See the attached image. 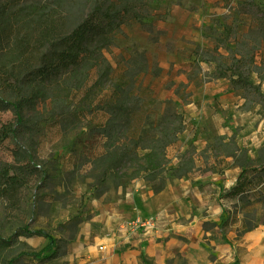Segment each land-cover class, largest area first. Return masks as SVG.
I'll use <instances>...</instances> for the list:
<instances>
[{
    "label": "rangeland",
    "instance_id": "obj_1",
    "mask_svg": "<svg viewBox=\"0 0 264 264\" xmlns=\"http://www.w3.org/2000/svg\"><path fill=\"white\" fill-rule=\"evenodd\" d=\"M3 1H10L14 6L13 11L21 10L32 2L43 5L46 8L45 15H53L56 11H60L62 28L67 32L86 15L94 0H0V2ZM248 1L250 0H218L214 4L215 7L217 6L216 8L203 13H194L200 6H204L203 0H147L150 9L156 11L154 14L157 20L156 24L149 22L151 18L148 20L143 18L124 26L114 36L112 45L104 51L112 66V71L104 84L94 88L90 96L86 98L83 104L85 108L82 112L76 116L71 111L68 112L69 109L74 108L75 103H72L71 108H67L69 101L65 97V92H62L61 98H59L60 94L56 98H52V95L49 94L44 100L24 108L28 129L11 136L0 144V165L23 163L29 159L37 166L38 172L30 178L28 186L17 190L11 196L5 195L0 183V238H11L13 241L9 248L0 251V264H8V261L16 257L20 251L29 249L40 251L49 242V238L45 236H20L16 239L14 234L24 226L49 235L52 244H55L59 239H66V244H63L62 254L53 259L41 260L24 256L15 260V264H68V250L78 237L80 224L85 220L82 218L88 212L87 199L90 196L97 198V195H100L101 198L98 199L103 201L108 196L111 197L112 193V191L97 193L93 188H90L94 182L91 177L94 173L91 161L102 153L104 138L94 130H90L89 127L102 121L105 114L100 110H93L91 113L86 107L89 105L93 108L96 104L104 103L105 100L113 96L116 84L123 86L125 92L136 97L139 105L130 115L131 128L129 136L126 138L127 141H132L140 133L141 128L146 126V122L160 119L168 105L181 113L184 119L183 108L192 100L190 85L201 87L204 95L207 96L212 88H208L206 83L217 80L210 76L214 70V64L199 63L195 58L201 56L205 49L212 50L216 39L226 35V33L223 34L224 28H235L242 32L249 26L257 25L259 11L256 7L259 5L264 9V0H252L253 5H248ZM175 3L185 4L190 11L180 9ZM190 16L201 20L200 29L207 41H191L190 45L186 47H177L175 43L178 37L172 23L174 20L183 18L190 21ZM195 27L197 26L193 25L191 29L196 30ZM37 37V24L33 19H29L26 24L15 25L8 32L7 39L0 44V69H2L0 77L10 78L12 72L20 69L25 71L36 64L35 58L44 49L36 42ZM219 51L225 53L224 48ZM259 60L260 56L257 57L258 62ZM9 81L12 82V79ZM219 83L221 86L218 87L219 90L225 83L228 84L227 89H230L228 81L221 79ZM59 89L60 86L55 87L51 89V92ZM224 89L226 92V88ZM82 94L83 91L78 94V98ZM0 96L13 100L15 93L3 85L1 87L0 84ZM214 96L218 99L219 92H215ZM78 98H75L74 101H77ZM226 98L233 97L229 95ZM241 101L243 102L242 99ZM196 104L198 107L201 105L200 102ZM256 107L259 109V106ZM238 109H240L239 106ZM221 113L224 116V124L229 127L226 133L210 134L207 125L200 120L196 123H185L192 138L187 140L189 131L184 130L179 134L178 140L168 146L166 151L167 166L174 169L168 172L167 183L168 181H192L198 186H202V181H219V173H215L209 168L214 160V156L210 154L211 150L203 153L207 147L208 139L214 136H233L237 145L247 151V156L250 159L258 157L260 148L264 144L257 148L256 156H250L248 148L245 144L240 143V140L243 142L251 131L248 128L244 129V126H232V119L226 111L221 110ZM11 120V111L0 110V125ZM199 133L200 137H194ZM257 136L260 137L259 133ZM191 142L196 148L195 153H189L178 159V156L189 147ZM19 149L27 153L26 159L18 160L15 153ZM213 153L221 155L222 150L216 149ZM190 157L194 159L193 163L185 162ZM226 159L227 168L223 174L219 175H224L231 167L236 168L237 171L240 170L234 164L233 158L227 157ZM179 163L184 164V167L191 172L183 171L179 176H175L174 173ZM250 163H254V161ZM225 179L230 181L228 176ZM132 181L145 180L136 178ZM147 184L150 186L149 183ZM98 188L104 189L105 186L98 185ZM225 189L221 186L218 194ZM214 197L217 198L215 195ZM217 203L222 210L223 208L229 209L234 205L226 199ZM200 211H205L204 206L200 207ZM150 216L134 218L129 224L132 227L145 230L154 228L157 222L154 216L152 217H154L155 224L151 227L134 224L136 219L144 220ZM87 217L89 218V214ZM225 217L226 214L223 211L221 221ZM77 218L82 219L78 224L77 234L73 228L62 232L63 228L59 227L60 224ZM239 224V222H234L226 228L220 227L218 224V229L214 228L215 224H213L208 233L202 236L200 243L209 252V259L213 260L216 258L217 252L221 251L216 243L228 244L224 237L231 240L227 236L228 230H234L235 237H241L246 233L240 236L236 234L235 229ZM92 227L95 226L92 225ZM19 241L26 245L20 244ZM236 253L240 256V249L233 252L234 258ZM223 258L226 257L223 256ZM176 264H186V261L182 257H177Z\"/></svg>",
    "mask_w": 264,
    "mask_h": 264
},
{
    "label": "trees",
    "instance_id": "obj_2",
    "mask_svg": "<svg viewBox=\"0 0 264 264\" xmlns=\"http://www.w3.org/2000/svg\"><path fill=\"white\" fill-rule=\"evenodd\" d=\"M253 4L252 0L248 1V5ZM13 7L10 1L0 2V44L7 39L8 32L15 25H23L33 19L38 29L36 42L44 49L39 52L35 58L36 64L31 68L14 71L10 78L0 77L1 87L3 85L15 93L13 100L0 96V110L12 112V120L0 125V144L28 129L24 108L44 100L49 94L52 98L60 94L61 98L62 92H65L69 101L67 108L75 103L74 108L68 112L71 111L75 116L82 112L86 98L94 88L104 84L112 71L104 51L112 45L114 36L124 26L143 18L148 20L152 16L147 0H94L86 15L66 32L62 28L60 11L45 15L46 8L38 2L27 4L21 10L13 11ZM256 9L259 16L255 27L249 26L242 32L235 28H224L223 34L226 35L216 39L212 50L205 49L195 60L214 64L211 78L228 81L229 88L243 100L239 105L240 109L252 111L259 106L258 113L263 116L264 9L259 5ZM221 48H224L225 53L219 51ZM58 86L60 91L51 92V89ZM81 91L83 94L78 98ZM124 92L123 86L116 84L111 98L93 108L89 105L86 107L91 113L93 110H100L105 114L102 121L89 127L104 138L102 153L91 161L94 172L91 177L94 182L90 188L97 193L111 192L119 188L124 192L132 180L142 178L150 184L154 193L160 192L166 187L168 172L174 169L167 166V148L178 140L179 134L187 126L182 114L168 105L160 119L146 122L140 133L132 141H127L131 128L130 115L139 105L136 97ZM121 93L124 94L120 95ZM75 98H78L77 101H74ZM208 140L203 153L211 150L214 160L209 168L213 172L223 174L228 165L227 157L233 158L234 164L240 168L236 183L229 189L221 190L216 198L218 202L226 199L234 203L229 209L223 208L226 217L219 226L226 228L239 222L235 231L240 236L264 224V145L260 148L258 157L252 160L247 156V151L237 145L233 136L219 135ZM195 149L191 142L178 159L195 153ZM216 149H221L222 154L213 153ZM15 154L19 161L27 158V153L23 150L19 149ZM186 161L193 163L194 159L190 157ZM253 161L254 163H250ZM175 171V176L183 171L191 172L182 163H179ZM37 172V166L29 159L23 163L0 165L2 191L11 196L17 190L28 186L30 178ZM98 185H104L105 188L99 189ZM199 188L201 190L202 186L199 185ZM97 198L101 196L97 195ZM109 198L110 196L103 201ZM80 220L81 218L70 220L59 227L63 228L62 232L73 228L77 234ZM14 236L16 239L20 236H45L49 238V242L40 251H20L8 264H15V260L24 256L41 260L53 259L62 254L63 244H66V239H59L52 244L49 235L40 230H30L26 226L21 227ZM224 238L237 252L235 244ZM12 242L11 238H0V251L9 248ZM19 243L26 245L21 241ZM146 264L152 262L146 260ZM231 264H239L237 253Z\"/></svg>",
    "mask_w": 264,
    "mask_h": 264
},
{
    "label": "crops",
    "instance_id": "obj_3",
    "mask_svg": "<svg viewBox=\"0 0 264 264\" xmlns=\"http://www.w3.org/2000/svg\"><path fill=\"white\" fill-rule=\"evenodd\" d=\"M203 1L204 6L194 13L217 7L214 4L218 0ZM175 4L182 10L190 11L183 3ZM155 12L152 11L149 21L154 25L157 21ZM190 21L183 18L172 23L178 37L175 41L177 47H186L191 41H207L200 29L201 20L190 16ZM193 25L197 26L196 30L191 29ZM220 80L206 83L208 88H212L207 96L201 87L190 85L192 100L183 108L184 122L196 123L200 120L207 125L210 134L226 133L229 127L224 124L221 113L224 110L231 117L232 126H244L251 131L240 143L245 144L249 155L254 157L258 153L257 148L264 144V116L258 113L257 107L252 111L238 109L242 102L240 96L227 89V83L219 90ZM215 92H219L218 99L214 96ZM229 95L233 98H226ZM197 102L201 103L199 107ZM200 136L199 133L194 137ZM191 138L189 131L187 140ZM238 174L239 170L231 167L224 175L218 174L219 181H202L201 190L192 181H168L162 191L153 193L145 181H132L124 192L121 188L113 190L107 201L90 196L86 201L88 212L82 218L85 220L81 222L78 237L68 250V264H146V260L152 264H176L177 257H182L186 264L230 263L234 260V249L230 245L216 243L221 251L211 260L200 239L213 224L218 229L223 210L214 195H218L221 186L226 189L232 187ZM227 176L230 181L225 179ZM201 206H204V212L200 211ZM150 215L157 219L154 228L145 230L129 224L134 218ZM227 236L234 242L235 248L240 249L239 264H264V224L241 237H235L234 230H228Z\"/></svg>",
    "mask_w": 264,
    "mask_h": 264
},
{
    "label": "built area",
    "instance_id": "obj_4",
    "mask_svg": "<svg viewBox=\"0 0 264 264\" xmlns=\"http://www.w3.org/2000/svg\"><path fill=\"white\" fill-rule=\"evenodd\" d=\"M135 225H139V226H142V227H151L153 226L155 223H154V217L150 216L146 219H136L135 220Z\"/></svg>",
    "mask_w": 264,
    "mask_h": 264
}]
</instances>
